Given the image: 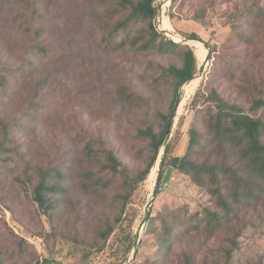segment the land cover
<instances>
[{
	"label": "rangeland",
	"instance_id": "obj_1",
	"mask_svg": "<svg viewBox=\"0 0 264 264\" xmlns=\"http://www.w3.org/2000/svg\"><path fill=\"white\" fill-rule=\"evenodd\" d=\"M30 3L38 8L41 19L34 20L32 7L22 0H0V68H7V85L0 87V140L5 141L0 156V264H37V260L42 264L41 260L49 256L61 264H126L130 251L120 257L113 254V248L125 234H131L134 243L160 165L156 168V163L137 187L123 221L103 250L88 256H84L83 246L98 242L100 220H111L118 213L111 198L119 192V184L104 190V196L93 202H81L76 196L61 199L46 214L33 201L32 187L38 178L31 168L68 172L73 151L84 145L81 138L86 137L100 140L113 150L132 174L143 170L147 155L142 154L145 142L138 130L153 120L155 113L146 108L132 114L121 110L115 97L121 72L135 89L148 93L138 78L142 70L129 73L122 64L130 58L142 64L152 61L148 66L168 67L176 59L156 52L130 54L129 48L120 52L116 46H107L102 27L95 24L96 16L106 7L101 0ZM171 6L172 1L155 2L156 30L164 13L168 24L165 31L180 38L196 33L215 52L203 78L194 86L189 87L192 81L184 86L166 166L170 159L186 153L190 128H202L201 110L208 105L205 94L216 90L224 100L250 114L253 101L264 98V0H180L175 8ZM251 7H255L254 12L261 9L262 16L250 17ZM29 23L33 30L42 27L43 34L38 37L28 32ZM36 44L48 51L40 52ZM189 47L195 53L198 73L205 60L193 45ZM204 49L208 54V48ZM171 96L165 98L162 113L167 112ZM256 116L264 118V106ZM161 159L162 153L160 163ZM166 166L152 217L170 213L186 219L215 208L205 189ZM26 173L32 174V185ZM156 222L159 230L160 221ZM147 223L141 235L143 245L139 244L131 264H185L188 255L194 264H224L223 250L239 232V249L231 264H264L261 202L223 223L213 235L193 232L176 239L165 255L156 248L159 231L145 233Z\"/></svg>",
	"mask_w": 264,
	"mask_h": 264
},
{
	"label": "trees",
	"instance_id": "obj_2",
	"mask_svg": "<svg viewBox=\"0 0 264 264\" xmlns=\"http://www.w3.org/2000/svg\"><path fill=\"white\" fill-rule=\"evenodd\" d=\"M31 8L34 20L41 19L37 7L30 0H22ZM106 4L101 14L95 18V24H100L104 32V42L107 46H116L123 52L129 48L131 53H158L169 58L174 56L176 61L168 67L152 63L142 64L138 59L128 58L123 62V69L133 73L141 69L138 78L145 84L148 93L143 89H135L132 81L119 75L116 85V101L126 114H132L136 109L152 110L153 120H148L144 128L138 130V135L145 142L142 154L147 155L145 167L137 174H132L128 167L115 155L113 150L106 147L100 140L82 137L85 141L79 150L73 151L69 159L71 167L63 171L60 168L41 167L31 168L38 178L32 187L33 201L44 213L54 209L61 199L72 196L80 198L81 202H93L95 198L104 196L106 189L119 184V192L111 202L118 213L111 220H100L97 230L98 242L86 244L84 256L103 250L110 237L123 221L127 205L137 189L149 176L161 146L163 144L167 122L176 103L178 87L192 79L198 71V65L193 49L187 45L178 44L159 34L154 27L157 14L155 2L160 0H101ZM180 0H172L175 8ZM251 7L250 17L262 16V10ZM36 36L43 34V28L33 30L30 23L26 27ZM122 35V36H121ZM264 35V34H263ZM121 36L118 42L117 37ZM189 39H199L196 33L182 34ZM43 53L47 48L36 44ZM195 49V48H194ZM215 50L213 48L212 53ZM126 53V52H125ZM7 68H0V87L7 85ZM25 75L24 71H21ZM27 76H30L29 73ZM171 96L166 113H162L165 98ZM208 105L201 110L202 128L192 126L188 133L186 153L169 160L166 168L171 167L180 174L188 176L192 183L205 189L215 203L211 212L202 213L180 219L176 214H166L148 219L145 233L159 231L156 248L161 255L168 251L178 238L188 236L193 232L213 235L223 223H229L238 218L245 208L253 203H262L264 207V118L256 113L264 106V98L255 99L251 107L253 114L246 113L238 104H230L220 94L213 90L205 94ZM79 137V136H77ZM5 149V141L0 140V156ZM170 150L168 146L166 158ZM165 172L162 175V180ZM32 185V174L26 173ZM156 220L160 221L159 230ZM240 232L233 235L223 252L224 264H231L235 252L239 249L237 238ZM133 237L125 234L113 248L116 256L126 255L132 246ZM143 241L140 243V247ZM44 263L61 264L55 257H46ZM193 257H185V264H194ZM40 261L37 260L38 264Z\"/></svg>",
	"mask_w": 264,
	"mask_h": 264
},
{
	"label": "water",
	"instance_id": "obj_3",
	"mask_svg": "<svg viewBox=\"0 0 264 264\" xmlns=\"http://www.w3.org/2000/svg\"><path fill=\"white\" fill-rule=\"evenodd\" d=\"M164 1L170 2L172 0H164ZM157 30L160 33L166 35L168 38H170L173 42L178 43V44L191 46L190 45V41H198V42L202 43L206 48H208L207 49L208 50V54H207V57H206L204 63L202 64V67L199 70V72L192 79H189V80L185 81L183 84H181L179 89H178L177 96H176V103H175V106H174V108H173V110L171 112V115H170V117L168 119V122H167V128H166L163 144H162L161 149L159 151V154L157 156V160H156V162L154 164V166H155L157 161H158V158L160 156V153L163 150V155H162L160 167H159V170H158L156 182H155V185H154V188H153V191H152L151 198H150V200L148 201V203L146 204V207H145V214H144L143 220H142L141 225H140V232L137 234V236H136V238L134 240V243H133V245L131 247V250H130V258L127 261L126 264H131L132 261L134 260L135 256H136V254H137L138 247H139V244H140V241H141L142 231L145 228L146 223L148 221V218H149V215H150L151 208H152V205L154 203V200L157 198V196L159 194L160 185H161V182H162V175L164 173L165 166H166V153H167V149H168L170 138H171L172 128L174 126V120H175V117H176V114L178 112V108H179V105H180V102H181V94L183 92L184 86L187 83L191 82L192 80H194L196 78H200V79L203 78L204 73L206 71V68L209 65V62H210V59H211V54H212L211 48L202 39L181 38V40L179 42H176L175 39L173 38V36L169 32H167L165 30H162L160 28V26L157 27ZM42 264H50V263H42Z\"/></svg>",
	"mask_w": 264,
	"mask_h": 264
},
{
	"label": "bare ground",
	"instance_id": "obj_4",
	"mask_svg": "<svg viewBox=\"0 0 264 264\" xmlns=\"http://www.w3.org/2000/svg\"><path fill=\"white\" fill-rule=\"evenodd\" d=\"M169 3H167L166 5H168ZM160 28L162 30H166L168 28V24H167V21L165 20V17H164V13H162V16H161V20H160ZM173 38L175 39L176 42H179L181 40L180 37L172 34ZM190 45H193L198 51H199V55H201L203 57V59L205 60L206 57H207V54H206V51L204 49V46L202 43L198 42V41H190ZM200 81V78H196L194 80H192V82L190 83V86H194L195 84H197L198 82ZM188 87V86H187ZM188 87V88H189ZM162 155H163V150L161 151ZM160 165V160H158L157 162V165H156V168H158Z\"/></svg>",
	"mask_w": 264,
	"mask_h": 264
}]
</instances>
